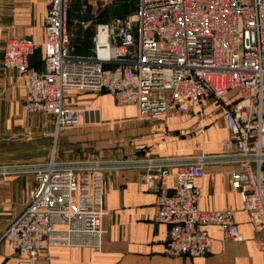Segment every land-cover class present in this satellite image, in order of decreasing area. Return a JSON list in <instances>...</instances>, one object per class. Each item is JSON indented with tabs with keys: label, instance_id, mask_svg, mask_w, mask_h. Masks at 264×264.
<instances>
[{
	"label": "built area",
	"instance_id": "obj_1",
	"mask_svg": "<svg viewBox=\"0 0 264 264\" xmlns=\"http://www.w3.org/2000/svg\"><path fill=\"white\" fill-rule=\"evenodd\" d=\"M71 1H50L42 43L21 36L3 41L2 67L22 79L27 113L53 117L56 135L79 123V111L63 103L67 90L107 92L118 106L135 105L148 123L201 111L212 97L223 104L228 136L215 154L109 160L93 153L76 161L52 155L43 163L0 166V174L31 173L36 183L3 239L31 264L53 246L99 250L104 174L129 168L142 171L155 195L153 221L168 226L164 254L203 256L209 226L223 239L241 240L237 209L198 208L196 179L208 166L226 165L239 210L257 227L252 241L264 254V0H137L132 13L96 24L83 56L69 46ZM38 48L40 71L30 66ZM167 179L172 193L163 186Z\"/></svg>",
	"mask_w": 264,
	"mask_h": 264
},
{
	"label": "crops",
	"instance_id": "obj_2",
	"mask_svg": "<svg viewBox=\"0 0 264 264\" xmlns=\"http://www.w3.org/2000/svg\"><path fill=\"white\" fill-rule=\"evenodd\" d=\"M50 1H0V166L43 163L52 155L60 161H76L94 153L110 160L194 156L221 150L228 130L222 118L223 104L212 97L206 99L201 111L193 108L188 116H158L148 123L138 118L135 105L118 106L107 92L67 90L63 103L79 111V123L56 135L53 117L27 113L22 79L2 67L3 41L21 36L42 43ZM76 2L72 0L69 5V46L76 54H89L95 28L92 17L83 20L72 16ZM30 66L43 69L42 48L31 56ZM231 169L208 166L206 175L195 184L201 188L199 209H237L239 241L223 239L216 227L209 226L210 247L205 255L166 256L163 250L168 226L153 221L155 195L144 185L141 170L126 168L104 174L105 214L99 250L53 246L33 264H264V254L252 241L257 227L239 210V194L231 187ZM35 186L31 173L0 174V264H31L13 251L3 234L25 210ZM163 186L172 193L170 179Z\"/></svg>",
	"mask_w": 264,
	"mask_h": 264
},
{
	"label": "rangeland",
	"instance_id": "obj_3",
	"mask_svg": "<svg viewBox=\"0 0 264 264\" xmlns=\"http://www.w3.org/2000/svg\"><path fill=\"white\" fill-rule=\"evenodd\" d=\"M85 8L82 9V13H87L89 17H92V25L94 28L98 23L107 22L110 18H113V6L116 4V0H82ZM103 17L105 19H103ZM103 19V20H102Z\"/></svg>",
	"mask_w": 264,
	"mask_h": 264
},
{
	"label": "trees",
	"instance_id": "obj_4",
	"mask_svg": "<svg viewBox=\"0 0 264 264\" xmlns=\"http://www.w3.org/2000/svg\"><path fill=\"white\" fill-rule=\"evenodd\" d=\"M76 7L72 10V16L82 18L83 20H89L91 17L87 15V13H82V9L85 8L84 2L82 0H76ZM136 1L137 0H116V4L113 6V18L116 17H124L130 13H132L135 10L136 7ZM69 16L71 15L70 9L68 10ZM103 19H105L103 17ZM102 19V20H103ZM111 19V18H110ZM92 35V32H91ZM73 55H87V54H76L73 51H71Z\"/></svg>",
	"mask_w": 264,
	"mask_h": 264
}]
</instances>
